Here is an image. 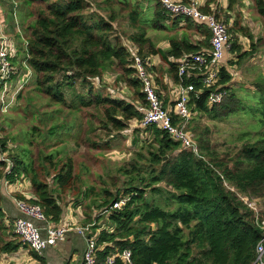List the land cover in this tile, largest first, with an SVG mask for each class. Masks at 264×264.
I'll list each match as a JSON object with an SVG mask.
<instances>
[{
  "label": "trees",
  "instance_id": "obj_1",
  "mask_svg": "<svg viewBox=\"0 0 264 264\" xmlns=\"http://www.w3.org/2000/svg\"><path fill=\"white\" fill-rule=\"evenodd\" d=\"M90 1L19 0L17 12L22 31L16 37L21 44L23 40L27 43V64L35 75V89L39 94L48 96L57 104L66 105L63 90L76 87V82L85 92L75 96L73 105L78 110H100L105 128L119 133L129 132L133 130L131 122L136 121L140 126L143 114L139 106L145 104L142 83L131 67L132 47L130 50L119 38H114L115 42L111 40L117 18L114 14L106 18L97 12H88ZM111 1L105 0L109 4L108 9ZM147 1L155 3L148 9L149 17L141 0H117L119 6L129 11L128 18L137 30L129 37V43L136 45L142 58L159 56L178 83L179 61L189 55H207L211 50V45L193 42L187 28L180 25H188L207 41L211 39V33L202 22L169 16L160 0ZM193 1L182 0V3ZM230 1L232 3L233 0ZM254 1L264 19V0ZM201 11L216 13L208 5ZM167 22L171 25L168 26ZM143 25L157 31L177 29L178 34L169 38L170 47L163 50L147 38V29ZM203 46H207L208 50H203ZM145 48L147 53H144ZM237 49L239 47L233 45L231 51ZM21 50L17 54L22 53ZM238 56L249 57L251 52H241ZM115 63L124 72L121 80L133 91L135 99L132 101L111 95L104 97L95 89V82L100 83ZM58 76H63L64 81L58 83ZM231 79V74L222 67L220 79L213 87L203 89L196 78L185 82V85L194 83L197 90H202L189 102L193 119L205 114L218 119L238 113L241 101L228 88ZM220 86L229 91L228 96L221 104L208 107L209 94ZM257 93L262 98L260 125L264 129V86H260ZM145 131L151 133L154 140L138 153L131 171L127 172L124 167L118 170L120 174L139 176L140 185L131 182L115 195L108 189H104V195L96 194V199L100 201L98 210L109 221L110 229H101L95 219L85 223L93 225L91 230L97 242V264H106L108 256L121 255L125 250L131 251L133 264H253L256 245L264 237V232L256 224V213L241 197L259 199L264 206V135L244 145L229 167L227 163L214 164L192 152L181 150L180 143L156 126ZM0 145L2 151L8 152L5 138H0ZM10 160L13 164L10 174L5 171L7 165L0 162V257L16 253L23 247L28 248L16 236L5 240L12 235L2 208L3 180L14 184L21 177L29 178L35 197L29 202L39 205L53 225L61 224L65 216L63 194L75 191L78 196L81 195L78 199L87 200L95 191L89 188L86 193L81 188H75L71 158L61 168L59 163L52 162V183L45 179L50 177L49 172L43 178L40 170L22 158L11 155ZM216 169H222V172ZM143 174L146 177H142ZM131 180L135 181L134 178ZM18 196L24 200L23 196ZM122 198H129L126 206L113 210L114 203ZM77 205L80 207L79 202ZM260 218L264 219V211L260 213ZM31 255L40 264H46L40 255L34 252ZM115 264L125 263L117 259Z\"/></svg>",
  "mask_w": 264,
  "mask_h": 264
},
{
  "label": "rangeland",
  "instance_id": "obj_2",
  "mask_svg": "<svg viewBox=\"0 0 264 264\" xmlns=\"http://www.w3.org/2000/svg\"><path fill=\"white\" fill-rule=\"evenodd\" d=\"M141 2L145 7L144 11L147 12V17H149L148 9L153 7L155 3L150 4L147 0H141ZM4 3L7 9L6 13L10 14L7 18L10 29L14 32L10 0H4ZM111 6L113 9H111ZM108 8L109 4H106L105 0H92L88 12H97L106 18L114 14L117 20L114 23L115 31L111 35V40L115 42L114 38H119L122 44L127 47L131 46L132 52H135L137 47L129 43V37L137 30L128 18L129 11L119 6L117 0H112L110 9ZM258 23H255L256 29L253 31L252 23L245 19L242 22L239 18V21H235L232 29L229 30L233 44L236 43L234 40H237L240 28H244L249 33L248 35L259 36L256 37L258 38L257 41L254 40V37L253 40L246 37V47L243 48L245 52H251L250 57H256L251 58L247 67H243L241 62L239 69L243 78L240 76L239 81H234L233 91L235 89L236 92L234 93L241 101V109L237 114L218 119L206 114L195 117L189 127L198 144L199 154L206 161H212L214 164L222 162L229 164V167H231V161L240 154L244 145L253 143L264 135V129L260 125L262 98L260 93H257L258 88L264 86V20ZM167 24L170 26L171 22H167ZM143 27L147 29V38L156 47L164 43L170 45L169 38L178 34L177 29L157 31L149 28L148 25H143ZM260 29L261 33L257 34ZM247 39L250 41V46ZM19 45L22 46V53L18 55L19 65L21 67L22 62H24L28 66L27 43L23 41L22 44L19 42ZM143 50L145 53L147 48ZM28 68L33 73L29 66ZM23 69H21L22 75L29 71ZM122 75H124V72L118 69L115 63L112 69L106 72L100 83L95 82V89L104 97L111 95L114 98H125L132 101L135 99L133 91L121 80ZM34 76L33 73V78L28 81L27 86L23 88L24 90H15L11 94L12 99L5 97L0 102L5 110L3 112L2 107L0 108V138H5L7 141L8 152H6L9 157L14 155V157L22 158L26 163H31L34 168L41 171L43 178H45L46 172H49L50 177L45 178L49 183H52L54 174L52 162L59 163V168H61L71 158L76 177L75 188H81L86 193H88L89 188H94L95 191L87 200L78 199L81 195L78 196L75 191H67L63 194L62 203L65 215L68 211L74 210L72 211V217H75L81 225L85 226L87 220L95 219L101 229L106 230V227L110 229L112 226L109 221L98 210L100 201L96 199V194L104 195V189H108L115 195L118 191L124 190L131 182L140 185V181L137 180V178L141 179L139 176L120 174L118 170L124 167L128 170L127 172L131 171L138 153L146 148L154 140V137L145 129L140 128L135 121L130 123L133 130L119 133L105 128L102 111L91 108L78 110V107L73 105L75 96L85 92L76 82V87H67L63 90L66 105L53 102L48 96L39 94L36 91ZM21 79L22 77L18 80ZM56 81L58 83L63 82V76H58ZM9 99L11 102H8ZM135 125L136 127L132 128ZM216 170L219 173L222 172V169ZM5 171L7 172V169ZM141 176L146 177L145 174ZM132 178L135 179L134 182L131 180ZM18 180L22 184L30 183L27 177H21L16 182ZM2 183L5 184L6 181L3 180ZM149 198L152 199L150 195ZM78 202L80 207L76 206ZM160 203L162 204V201ZM9 225L11 226L12 236L5 237L6 241L15 238L13 220ZM187 234L186 232V238H188ZM79 239V237L74 236V239L69 240L68 244L72 245L73 243V246L78 247ZM53 251V248H49L43 254L52 253ZM8 264L13 263L8 262Z\"/></svg>",
  "mask_w": 264,
  "mask_h": 264
},
{
  "label": "built area",
  "instance_id": "obj_3",
  "mask_svg": "<svg viewBox=\"0 0 264 264\" xmlns=\"http://www.w3.org/2000/svg\"><path fill=\"white\" fill-rule=\"evenodd\" d=\"M160 1L163 9L171 17H184L206 24L211 33V50L207 55H189L179 61V82L175 92V103L169 109L164 106L156 86L153 63L150 58L139 56L138 50L135 49L131 67L135 71V77L142 83V92L145 95V104L139 106V111L143 114L140 126L143 129L156 126L166 132L173 141L180 143L181 150L192 152L197 157L203 158L199 154L195 136L189 129L193 119L189 102L193 95H199L202 90H197L194 83L185 85V82L196 78L204 87L203 89L213 87L218 83L225 53L230 48L231 35L228 26L221 19L215 14L203 13L197 2L184 4L182 0ZM10 2L13 6L11 16L14 21V32L11 31L7 20L10 14L6 13L4 0H0V102L5 97L11 98V94L15 90L20 91L25 88L33 74L26 63L22 62L21 67L19 65L17 52L22 46L19 45L16 35L21 34L22 29H20L17 12V0H10ZM21 69L29 71L22 75ZM21 77L22 79L18 80ZM228 94L229 91L223 86L218 87L209 94L208 107L213 108L215 105L221 104ZM1 107L4 112V106L0 103ZM0 162L7 165L6 173L10 174L13 164L8 153L2 151L1 146ZM5 186H10V184L6 182ZM241 198L256 213V224L264 232V219L260 218L256 203L247 197ZM31 200H35V197L29 195L24 200L17 199L15 201L22 217L14 222L15 236L28 246L31 252L42 255L47 249L54 248L64 241L70 232H75L86 240L82 264H97V242L95 236L90 235L93 225L73 226L67 220L62 221L59 225H53L48 222L43 209L35 203H30ZM128 201L129 198H122L114 203L112 209L120 210L126 206ZM117 259H121L125 264H133L132 253L129 250H125L121 255L108 256L106 264H115ZM253 264H264V237L256 245Z\"/></svg>",
  "mask_w": 264,
  "mask_h": 264
},
{
  "label": "crops",
  "instance_id": "obj_4",
  "mask_svg": "<svg viewBox=\"0 0 264 264\" xmlns=\"http://www.w3.org/2000/svg\"><path fill=\"white\" fill-rule=\"evenodd\" d=\"M17 1L19 2V0ZM193 2L198 3L200 10L202 8L204 9L208 5L211 11L213 13L216 12L215 14L218 16V18L221 19L228 26L229 30L232 29L235 21L236 22L239 21V18L242 20V22L245 19V20H248L250 23H252L253 31H255L256 29L255 23L259 24L258 22H261L262 20H264L261 17V15H259L256 9V6H255L254 0H233L232 3L230 0H194ZM10 4H11V8L13 9L11 2ZM180 27L187 28L186 30L187 32H189L190 36H192L193 42L195 43L202 42V44L204 45L205 44H208L209 46L211 45L210 40L207 41L206 38L202 34L200 35L193 28H189L188 25L182 24L180 25ZM260 31L261 29L259 30V32H257V34L261 33ZM248 34L249 33H247L244 28H240L239 34H237L238 38L237 40H234V42H236L234 44H233V40L231 36L230 48L225 53V58L222 63V67H225L227 71L229 72V74H231L232 76L231 82L227 84L228 88L231 89V92H236L235 89L233 91L234 83H235L234 81H239L240 76L242 75L239 69L240 68L239 65L241 64V62L243 64V67H247L248 64L250 63L251 58L256 57V56H252V57L249 56V57H244L240 59L238 56L241 53V51L245 52L243 47H246V42H245L246 37L252 40L254 37V40L256 39V41L258 39L256 37H259V36L255 37L252 34L250 35ZM247 42L249 44L250 41L247 39ZM251 43L254 46L253 42ZM233 45H236V47H239V49L231 51L233 48ZM157 47L163 50H168L170 45L167 43H164V44H159ZM206 47L207 46H203L204 48L203 50H208V48ZM240 47L243 48L244 51L241 50ZM238 50H241V51L238 52ZM148 58H150L151 62L153 63V72L155 74V82H156V86L158 88L160 97L163 101V104L166 108L170 109L174 106V103H175V92L177 91L178 83L174 81L171 74L169 73L168 66L162 62L159 56H151ZM245 58H248L247 59L248 61ZM135 127L136 125L133 126L132 128H135ZM139 127L142 128L141 126ZM1 190L4 195L2 208L6 214V218H7L6 222L7 224H9L12 220L13 222H15L16 219L22 217V214L20 213V211L18 210L15 204V201L19 199L18 195H21L24 198H26V196H29V195L34 196L33 190H32L31 183L28 182V183L22 184L20 183V181L14 184H10V186H5V184H3L1 187ZM250 200H253V202L256 203L257 208L259 210V216H260V213L264 211V206L262 202L259 199H250ZM72 211L74 210L68 211V213L64 216L63 221L67 220L73 226H82L75 217H72ZM90 235L93 236L94 233L91 231ZM67 236L68 237L70 236V238L67 237L66 240L60 242L56 247L53 248L54 251L52 253H48V254L42 253V255H40L45 260L46 264H82L81 261L83 260V254H84V251L86 250V240L83 239V237L79 236L75 232H70ZM74 236H77L80 238L77 243L78 247L75 245L73 246V243L72 245L68 244V241L74 239ZM79 258L81 259L80 261H79ZM8 262L13 263V264L15 263L17 264H21V263L40 264V262H38L32 257L31 251H29V249L26 247L21 248L18 252L13 253L11 255L4 254L3 257L1 256L0 264H8Z\"/></svg>",
  "mask_w": 264,
  "mask_h": 264
},
{
  "label": "water",
  "instance_id": "obj_5",
  "mask_svg": "<svg viewBox=\"0 0 264 264\" xmlns=\"http://www.w3.org/2000/svg\"><path fill=\"white\" fill-rule=\"evenodd\" d=\"M167 159V157H165V160Z\"/></svg>",
  "mask_w": 264,
  "mask_h": 264
}]
</instances>
